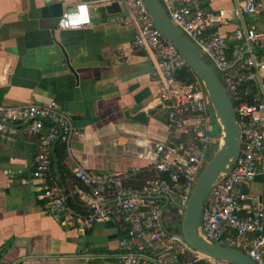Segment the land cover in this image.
<instances>
[{
  "label": "crops",
  "instance_id": "crops-1",
  "mask_svg": "<svg viewBox=\"0 0 264 264\" xmlns=\"http://www.w3.org/2000/svg\"><path fill=\"white\" fill-rule=\"evenodd\" d=\"M247 1L193 4L206 13L227 11L231 19L219 31L237 43L238 28L264 32V0H256L261 7L255 15L241 10ZM57 2L64 12L86 3L90 24L60 29L59 19L42 13ZM125 13L123 0H0V104L56 102L73 119L77 133L70 150L62 144L52 148L57 165L54 161L49 178L66 200L77 199L72 175L77 165L122 175L133 188L156 175L155 148L165 137L167 111L159 103L155 64L135 47L137 31ZM148 110L146 121L132 119ZM17 128L15 135L0 132V264H117L118 241L125 237L121 221H100L87 231L62 226L32 179L40 138Z\"/></svg>",
  "mask_w": 264,
  "mask_h": 264
},
{
  "label": "built area",
  "instance_id": "built-area-1",
  "mask_svg": "<svg viewBox=\"0 0 264 264\" xmlns=\"http://www.w3.org/2000/svg\"><path fill=\"white\" fill-rule=\"evenodd\" d=\"M123 1L125 19L137 31L135 47L145 49L155 64L159 103L167 111L165 137L155 148V177L141 188H133L124 184L122 175L77 165L72 169L75 195L85 211L93 209L82 215L70 209L64 194L49 180L52 148L57 143L70 150L77 133L73 119L56 102L16 108L0 104V132L15 135L17 126H22L39 136L42 150L36 156L32 179L38 181L40 198L48 201V210L60 217L62 226L78 225L87 231L100 221H121L125 237L118 241L117 264H176L180 258L186 259L184 264L200 259L207 264H228L192 249L181 231L165 220L167 211L174 220L182 219L194 185L218 148L221 136L212 134L216 117L211 101L199 79L186 78L190 67L154 27L143 0ZM160 1L171 21L213 66L232 101L240 130L239 156L205 200L200 235L209 243L238 249L264 264V32L238 28L234 33L238 42L230 43L219 31L231 19L227 11L206 13L193 0ZM260 7L256 0H248L241 10L255 15ZM88 24L86 3L65 11L58 20V27L64 30Z\"/></svg>",
  "mask_w": 264,
  "mask_h": 264
},
{
  "label": "water",
  "instance_id": "water-1",
  "mask_svg": "<svg viewBox=\"0 0 264 264\" xmlns=\"http://www.w3.org/2000/svg\"><path fill=\"white\" fill-rule=\"evenodd\" d=\"M152 23L162 36L171 42L180 56L198 77L211 101L212 110L222 131L223 145L218 146L200 174L189 196L181 219V234L185 242L206 258H212L228 264H257L246 253L228 246L207 242L200 235L201 218L212 186L225 174H229L240 153V130L231 99L222 85L212 65L203 60L199 47L186 36L169 18L160 0H143ZM45 17L59 19L63 13L62 4L51 3L42 9ZM152 110L143 111L133 116L138 122L147 120V114ZM128 116V114H127ZM57 143L54 144L53 150ZM55 164L57 159L54 156ZM93 209L86 211L89 213ZM191 264H207L206 259H200Z\"/></svg>",
  "mask_w": 264,
  "mask_h": 264
},
{
  "label": "trees",
  "instance_id": "trees-1",
  "mask_svg": "<svg viewBox=\"0 0 264 264\" xmlns=\"http://www.w3.org/2000/svg\"><path fill=\"white\" fill-rule=\"evenodd\" d=\"M186 78H188L189 81H195L196 79H198V77L194 74L191 68H189L188 73L186 74ZM53 173H55L54 160H53V157H51V170H50L49 178L51 177ZM67 205L70 207V209L82 215H86L85 208L79 203L78 199H76V201L67 199ZM185 260H186L185 258H180L179 263L184 264Z\"/></svg>",
  "mask_w": 264,
  "mask_h": 264
},
{
  "label": "rangeland",
  "instance_id": "rangeland-1",
  "mask_svg": "<svg viewBox=\"0 0 264 264\" xmlns=\"http://www.w3.org/2000/svg\"><path fill=\"white\" fill-rule=\"evenodd\" d=\"M215 117V116H214ZM215 125H214V127H213V131H212V134L214 135V136H216V134H218L219 133V131H220V129H221V127H220V124H219V122L217 121V119L215 118ZM221 138H222V134H221ZM255 186H257V188H260V185L259 184H257V185H255ZM258 191H260L259 189H257ZM165 220H166V224H170L171 226H174V228L177 230V231H181V220L179 219V220H174L173 218H172V215H171V213L170 212H166V214H165Z\"/></svg>",
  "mask_w": 264,
  "mask_h": 264
},
{
  "label": "bare ground",
  "instance_id": "bare-ground-1",
  "mask_svg": "<svg viewBox=\"0 0 264 264\" xmlns=\"http://www.w3.org/2000/svg\"><path fill=\"white\" fill-rule=\"evenodd\" d=\"M222 146L223 145V141H222V138L220 139V141H219V145L218 146Z\"/></svg>",
  "mask_w": 264,
  "mask_h": 264
}]
</instances>
